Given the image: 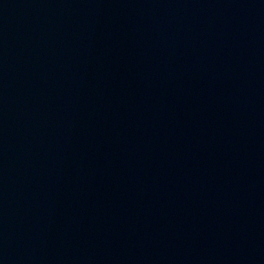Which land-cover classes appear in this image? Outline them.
<instances>
[{"label": "water", "instance_id": "obj_1", "mask_svg": "<svg viewBox=\"0 0 264 264\" xmlns=\"http://www.w3.org/2000/svg\"><path fill=\"white\" fill-rule=\"evenodd\" d=\"M0 264H264V0H0Z\"/></svg>", "mask_w": 264, "mask_h": 264}]
</instances>
